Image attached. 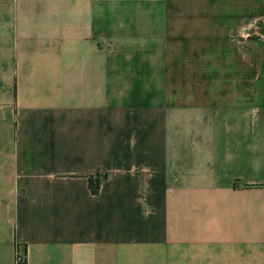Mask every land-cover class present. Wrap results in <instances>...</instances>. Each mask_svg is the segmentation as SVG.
I'll return each mask as SVG.
<instances>
[{"label":"crops","instance_id":"crops-1","mask_svg":"<svg viewBox=\"0 0 264 264\" xmlns=\"http://www.w3.org/2000/svg\"><path fill=\"white\" fill-rule=\"evenodd\" d=\"M0 264H264V0H0Z\"/></svg>","mask_w":264,"mask_h":264},{"label":"trees","instance_id":"trees-1","mask_svg":"<svg viewBox=\"0 0 264 264\" xmlns=\"http://www.w3.org/2000/svg\"><path fill=\"white\" fill-rule=\"evenodd\" d=\"M104 177H105V175H101L100 176L98 173L90 175L88 177L89 188H90V191L93 194H97L98 193L100 181Z\"/></svg>","mask_w":264,"mask_h":264},{"label":"built area","instance_id":"built-area-1","mask_svg":"<svg viewBox=\"0 0 264 264\" xmlns=\"http://www.w3.org/2000/svg\"><path fill=\"white\" fill-rule=\"evenodd\" d=\"M14 255H15V260H16V262H20V261H22V260H24V258H25V255L23 254V253H21L19 250H15V253H14Z\"/></svg>","mask_w":264,"mask_h":264}]
</instances>
